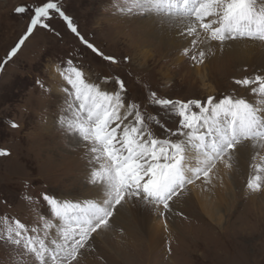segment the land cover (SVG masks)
<instances>
[{"label": "rangeland", "instance_id": "obj_1", "mask_svg": "<svg viewBox=\"0 0 264 264\" xmlns=\"http://www.w3.org/2000/svg\"><path fill=\"white\" fill-rule=\"evenodd\" d=\"M58 2L73 18L79 32L117 62L104 61L93 54L56 16L49 21L51 30H35L17 55L0 67V149L10 152L8 156H0V264H38L39 256L28 247L29 229L35 233L30 242L39 247L47 241L49 254L56 250L53 242H58L62 250L66 248L69 259L64 264H264V190L253 192L246 187L247 180L253 176L259 174L264 178V170L257 173L255 167L264 164V154L259 150L251 149L248 158L237 159L242 152L236 147L239 143L234 149L225 146L219 152L213 144L210 149L215 154L203 150L209 160L197 173L193 169L197 157L194 161L187 159L190 151L187 147L183 157L189 162L192 176L185 173L183 190L177 188L178 194H173L167 225L165 217L150 215L151 209L146 212L129 204L132 198L123 202L126 207L123 204L116 207L114 214L115 202L104 207V190L99 182L94 184L90 179L91 163L95 159L88 160L92 142L86 144L80 140L77 144L78 135L69 133L66 124L61 123L72 115L67 104L72 97L65 92L69 86L61 75L71 59L73 66L82 71L85 82L96 85L93 90L98 93L94 96L96 102L106 109L111 106L114 132L119 130L117 126H124L117 122L115 114L119 108L115 103L127 110L124 123H135L143 130L138 139L147 144L154 136L165 138L176 125L171 109L155 105L157 98L190 102L210 95L219 99L214 107L224 103L222 97L243 100L246 107H234V113L237 119L245 114L250 120L249 110L254 112L257 119L250 125L255 127L251 139L262 142L264 65L260 69L258 62L251 63L250 53L228 51L227 44L205 46L203 43L211 38V29L204 27L205 23L195 27L192 33L178 31L175 41L167 44L159 38L160 14L139 13L133 0ZM17 6L34 8L37 0H0V61L6 60V54L29 22L27 12L14 11ZM128 8L132 9L131 13ZM177 11L175 8L174 12ZM251 17L257 21L251 28L264 27V16L253 12ZM239 39L242 40L228 42ZM257 77L260 84L256 83ZM118 79L124 82V92L118 87ZM255 97L261 98L257 101ZM147 116H151L150 127L144 121ZM227 121L228 126L232 118L228 117ZM12 122L19 127H10ZM221 124L226 127L224 120ZM236 124L244 130L239 122ZM148 129L152 134L145 138ZM201 135L204 142L210 138L206 133ZM251 144L255 148L259 143ZM223 156L226 160L236 157L231 159L233 164L228 171L229 176L233 175L230 176L233 190L230 189L226 204L210 219L202 212L189 186L204 180L203 176L215 164L224 162ZM44 194L61 203L87 201L93 207H104V212L85 226L77 222L62 230L45 229L44 220L56 221L42 198ZM137 198L141 200L139 204L144 200L155 213L160 212L159 205L146 201L143 193ZM128 206L136 213L128 211ZM98 226H106L109 231ZM95 232H100L101 237ZM65 235L84 238L82 242L77 239L65 245ZM44 250L41 248L40 253Z\"/></svg>", "mask_w": 264, "mask_h": 264}, {"label": "snow or ice", "instance_id": "obj_2", "mask_svg": "<svg viewBox=\"0 0 264 264\" xmlns=\"http://www.w3.org/2000/svg\"><path fill=\"white\" fill-rule=\"evenodd\" d=\"M133 5L139 13H164L172 16L173 19H184L192 16L201 20L212 19L211 38L206 40V43L219 42L223 45L225 41L234 40L237 38H246L249 40L264 41V27L257 26L251 28L247 21L253 15V9L261 12L264 7V0H133ZM259 5V6H258ZM177 8V12H172L171 8ZM14 11L17 14H29V22L26 25L25 31L20 36L18 42L6 54V60L0 61V67L6 65L7 61L14 58L21 47L26 43L27 39L34 34L38 28L51 30L50 20L59 16L65 23L68 30L73 33L87 49L93 54L100 57L104 61L116 63L115 57L106 55L94 43L90 42L82 35L78 26L74 23L73 18L68 16L63 10L58 0H37V6L34 8H26L24 6L15 7ZM124 11V9H121ZM129 13L132 12L128 8ZM264 14V13H261ZM208 27L207 24L203 25ZM211 51V48H209ZM203 55V53H201ZM127 59V58H125ZM73 61H67L68 67L61 72L63 79L69 86L65 89L66 95L72 97L67 102L68 110L71 111V118L67 121H61L66 124L69 133L78 135L86 144L91 141L90 150L94 161L107 160L108 166L103 168L98 166L95 170H91V182L101 184L104 190V207L112 204L113 212L115 208L122 204L125 200L132 198L136 199L141 193L146 198V201L152 202L154 205H159L164 209L163 212H158L159 215L167 219V212L171 209V199L177 188L183 190L185 183V170L183 167V152L186 144H191L195 139L197 142L203 139L200 134V125H205V130L215 132L213 137L215 140L214 149L219 152L225 146L229 149L240 143L242 140L251 139V133L236 127L237 115L234 114V106H245L243 100L234 98H221L224 103L218 104L215 107V98H210L208 108L199 116L196 113L204 108L203 101H181L177 102L169 98H157L156 106L171 109L178 120V126L175 130H170L165 138L153 137L147 144L143 143L140 137V130L132 128L123 133L122 138L118 137L117 133L112 130V114L111 106L106 109L103 104H99L94 99L93 83H86L83 78V73L80 69L73 66ZM118 87L124 92L125 85L121 79L117 81ZM239 83V81H237ZM251 83V81H249ZM256 83L260 84L259 77L256 78ZM151 95L156 96L154 92ZM107 94L105 93V97ZM228 117L232 118V123L227 127L222 126L221 121H227ZM250 122L257 119L254 112L249 110ZM12 128H18L19 125L12 122ZM184 130H187L185 132ZM149 134H145V138ZM179 138L177 141L176 138ZM166 144V147L161 145ZM201 154H206L201 149ZM10 152L6 149H0V156H8ZM257 173L264 170V164L255 166ZM198 173V170H197ZM246 187L253 192L264 190V178L259 174L247 180ZM43 200L50 208L51 215L55 218V223L45 222L43 228L62 230L65 226H71L79 222L81 226L91 224L92 221L104 212V207H93L85 201L83 204L79 202H59L57 198L51 197L48 194L43 195ZM34 229H29V244L34 254L39 256L38 264H47L52 261L56 264H64L69 259V254L66 248L61 249L58 242H53L55 251L49 254V250L45 245L47 241L39 247L32 244L30 241ZM86 235V233L84 234ZM83 236H67L65 235V245L74 240L83 241ZM91 239V237H87ZM44 248L41 254L40 249Z\"/></svg>", "mask_w": 264, "mask_h": 264}, {"label": "bare ground", "instance_id": "obj_3", "mask_svg": "<svg viewBox=\"0 0 264 264\" xmlns=\"http://www.w3.org/2000/svg\"><path fill=\"white\" fill-rule=\"evenodd\" d=\"M258 3H259V0H258ZM259 6V5H258ZM171 11L174 12L175 10V7L171 8L170 9ZM253 12H256V14L259 16H264V14H261V13H264V7L261 8V12H257L256 11V8L254 7L253 9ZM155 14V13H154ZM160 15V18H157V20L160 21V26H161V29L162 31L160 32L159 34V38L160 39H163L162 41L165 42V43H170L172 40L175 41V38L176 35L178 34V31L181 32L182 30H187L188 33H192V30L193 29H196L195 27H198L199 25H202V23H205L208 25V27L211 29V25L213 24V21H211L212 19H208V20H201L198 18V22L196 21L197 18H184V19H173L172 16L170 15H166V14H161L159 13ZM158 15V14H157ZM163 15V16H162ZM257 17V16H256ZM261 18V17H260ZM163 20V21H161ZM256 19L254 17H251L247 23L249 24V26H254V23H256ZM263 22V21H262ZM199 23V24H198ZM198 24V25H197ZM259 24H261V19H260V22ZM264 24V23H263ZM257 25V24H256ZM256 28V27H255ZM254 28V29H255ZM203 29V28H202ZM208 29V28H207ZM205 31V30H204ZM185 32V31H184ZM210 33V32H209ZM176 34V35H175ZM197 34V33H196ZM195 34V35H196ZM208 34V33H206ZM174 35V36H173ZM198 35V34H197ZM179 37H185V35L181 36L180 34L178 35ZM205 37V36H204ZM242 40L238 41V40H235V41H225L224 44H227L228 47H226V49L228 51H236V53L238 52H241V51H244V52H247V53H250L249 55L251 56L250 58V61L251 63H256L258 62V64H260V69H262L261 65H264V41H261V40H249V39H246V38H241ZM173 42H171L170 44H172ZM236 43H239L238 45ZM205 46H216L217 44H219V42H210L209 44L208 43H203ZM220 45V44H219ZM226 45V46H227ZM171 46H174V45H171ZM224 46V45H223ZM225 49V48H224ZM225 49V50H226ZM250 63V64H251ZM61 70V69H60ZM64 82V81H63ZM67 85V84H66ZM66 85L63 86V88H61L63 91L65 88H66ZM101 89V88H100ZM104 90V89H102ZM216 96H210V95H205L204 97H198V98H194L193 100L191 101H196V100H199V101H203L204 102V108L200 109V112L197 116H199L200 114L204 113L203 111L208 107L209 103H210V98H215ZM107 98V97H106ZM259 98L261 97H255V99H257V101H259ZM152 99V98H151ZM215 100H219V99H216ZM154 101V100H152ZM190 101V102H191ZM106 102V101H105ZM117 106L116 108L118 107V111L116 112L115 115H117V122H121L122 124H124V126H117L119 127V130L116 131L118 137H121L123 135V133L127 130H131L134 126H136V129H138L139 126L135 125V123H127L125 122L124 123V118H126L127 116V110L124 109V107L122 105H119V103H115ZM261 104V103H260ZM255 106H258V104H256ZM254 106V107H255ZM236 109L237 108H241V106H234ZM170 110V109H169ZM243 110V109H242ZM115 112V111H114ZM166 112V111H164ZM202 112V113H201ZM125 113V114H124ZM172 114L175 116V114L172 112ZM235 114V113H234ZM264 114V113H263ZM113 115V114H112ZM164 115V114H163ZM172 115V117H173ZM264 116V115H263ZM154 117V116H153ZM241 118L240 119H237V121L241 124V126L244 128V131H247V132H250L251 135L254 133V129L255 127L253 126H250L251 125V122L250 120H248L244 114V116H240ZM176 118V125L175 127L173 128V130L177 129V126H178V120H177V117L175 116ZM151 119V116H147L145 117V123L147 125V127H150L149 126V120ZM174 119V118H172ZM223 121V120H222ZM172 122H174V120H172ZM226 123V127H227V124H228V121H225ZM165 124V123H164ZM254 124V123H253ZM112 125H115V124H112ZM133 126V127H132ZM236 127H237V124H236ZM140 130V129H138ZM264 130V128H263ZM200 134H205L208 136L210 135V138L204 142V140H200L199 142H197L195 139L192 140V143L191 144H186L185 145V149L188 147L190 148V151L186 153L183 152V155L186 154V158L188 159L189 157V160L192 158V161H194V158L197 157V162L195 163L194 165V168H196V170L198 168H201V167H204L206 162H207V159L209 160V158H205L206 156L202 155L201 154V149L203 148V150H206V153L208 154H212L214 155L215 153L214 150L210 149V147H213V144H215V140L213 139V137H215L216 133L215 132H208L205 130V125H203L200 130ZM143 132V130H140V135H142L141 133ZM185 132H187V130H185ZM148 134L151 135L152 132H150V129H148ZM78 137V136H77ZM81 139L78 137V141H77V144L78 142L80 141ZM254 140V139H253ZM73 143V142H72ZM251 143H259L258 146H256L255 148H253L254 145H252ZM236 147H239L238 150H242V152L239 153V156H237V159L239 158H248L250 155H249V151L251 149L253 150H259L261 153L264 154V140L262 142L260 141H252V139H249V140H242ZM228 150V149H227ZM185 151V150H184ZM89 152V151H88ZM226 153V152H225ZM233 156V155H232ZM212 157V156H211ZM224 157V156H223ZM88 160H92V153H88ZM236 158V157H235ZM234 157L233 158H228V160L225 159V157L223 158L224 159V162L221 163L220 165L218 164H215L213 166L212 169L209 170V172L207 174H205L203 176L204 180L206 182H203L204 180H201L199 182H195L194 184L190 185V189L192 190L193 192V197L194 199H197L198 202H199V205H200V208L202 210V212L210 219H212V214L217 212L219 210V207L222 206V204H226V200L227 198L231 195V192H230V189L231 191L233 190L232 188V184L230 182V176L228 175V171L230 172V165H232L233 163L231 162V159L234 160L235 159ZM186 159V160H187ZM186 160L183 159V162L182 164L184 165V170H185V173L189 176H192V171L190 170V165H189V162H187ZM227 163H231L229 164V166H227ZM236 163V161H233ZM239 162V160H238ZM258 162V161H256ZM100 164V167L103 168L105 166H108V162L107 160H101V162L99 163ZM226 166H225V165ZM246 166V164H245ZM97 167V164L96 162H92L91 163V170H95L94 168ZM222 167V168H221ZM188 168V169H186ZM192 169V170H193ZM195 170V171H196ZM217 170V171H216ZM232 173V172H231ZM237 173V172H236ZM239 175V174H238ZM235 185V184H234ZM102 187V190H103V186L101 185ZM99 193V192H98ZM69 199V198H68ZM79 201V200H78ZM196 201V200H195ZM83 202V201H81ZM113 202H115V200H113ZM139 202H141L140 198H136V199H131L130 203H133V207L134 206H137L139 208H142V209H145L144 211L147 212V209H151V214L150 215H157L158 217H161L163 218L164 216H161L159 215L158 213H155V211H153L152 207L150 208V204L146 203L144 200L141 204H139ZM197 202V201H196ZM90 204V203H88ZM123 204V203H122ZM128 204V205H129ZM121 205V204H120ZM123 206L126 207V205L123 204ZM224 206V205H223ZM112 207V206H111ZM110 207V208H111ZM136 207V208H137ZM158 208H160V212H162V209L160 206H158ZM222 208V207H221ZM220 208V209H221ZM128 211L132 212L129 208V206L127 207ZM141 210V209H140ZM138 211V210H137ZM153 211V213H152ZM149 212V210H148ZM132 213H136V212H132ZM155 213V214H154ZM144 214V213H143ZM146 217V216H145ZM201 218V217H200ZM108 219V218H107ZM160 219V218H159ZM166 222H167V219H165ZM114 222V221H113ZM165 222V223H166ZM120 223V222H118ZM115 224V223H114ZM168 225V222L166 223ZM116 225H117V222H116ZM85 226V225H84ZM115 226V225H114ZM101 227L103 228V230L105 231H109L107 229V227L105 226V228L103 226H98V228ZM149 227V226H148ZM100 228V229H101ZM120 229V228H119ZM118 229V230H119ZM149 229V228H148ZM99 230V229H98ZM102 230V231H103ZM117 231V230H116ZM98 232V231H97ZM117 232H120V231H117ZM100 233V232H99ZM99 233L97 234L95 232V235L96 236H100ZM110 234V233H109ZM101 237V236H100ZM109 242V241H107ZM82 253V252H81ZM84 253V252H83Z\"/></svg>", "mask_w": 264, "mask_h": 264}]
</instances>
